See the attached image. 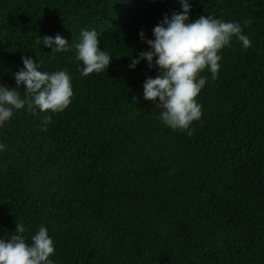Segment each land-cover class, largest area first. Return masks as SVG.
<instances>
[{"label": "trees", "instance_id": "obj_1", "mask_svg": "<svg viewBox=\"0 0 264 264\" xmlns=\"http://www.w3.org/2000/svg\"><path fill=\"white\" fill-rule=\"evenodd\" d=\"M191 9L190 20L240 23L252 46L233 37L216 78L201 73L189 135L143 98L159 70L129 69L147 50L139 33L151 39L177 0H0V81L14 88L31 56L41 71L67 69L73 87L63 112L26 105L0 127V236L22 222L30 243L45 226L54 264H264V0ZM93 29L113 57L106 73L81 77L74 50L35 43L59 34L75 44Z\"/></svg>", "mask_w": 264, "mask_h": 264}, {"label": "clouds", "instance_id": "obj_2", "mask_svg": "<svg viewBox=\"0 0 264 264\" xmlns=\"http://www.w3.org/2000/svg\"><path fill=\"white\" fill-rule=\"evenodd\" d=\"M179 12H172L152 30V38L146 39L143 31L140 40L147 45L131 58L129 69L134 70L141 61L149 69L156 67V78H147L143 84V98L160 109L157 119L172 130H188L190 125L202 117V105L197 96L207 83L201 73L206 69L215 79L221 67V50L231 47L235 37L244 49L252 46L248 35L243 34L240 23L224 21L212 16H199L190 20L192 0H177ZM248 21L244 24L247 25ZM52 49L53 53L74 50L81 77L93 73H106L113 57L103 50L96 30H82L78 42L69 44L57 34L35 41ZM23 67L14 73L15 87L10 88L0 81V127L5 126L16 110L27 108L36 114L63 112L72 102V77L67 69L54 72L41 71V62L31 56H22ZM23 86L25 98H21ZM30 98V99H28ZM50 116L45 117L49 123ZM6 145L0 142V151ZM24 223H15V232L0 236V264H54L55 243L45 226H40L29 243L24 233Z\"/></svg>", "mask_w": 264, "mask_h": 264}]
</instances>
